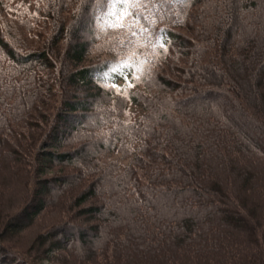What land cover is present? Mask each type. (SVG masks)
<instances>
[{"label": "trees", "instance_id": "trees-1", "mask_svg": "<svg viewBox=\"0 0 264 264\" xmlns=\"http://www.w3.org/2000/svg\"><path fill=\"white\" fill-rule=\"evenodd\" d=\"M97 15L0 0V264H264V0Z\"/></svg>", "mask_w": 264, "mask_h": 264}, {"label": "snow or ice", "instance_id": "snow-or-ice-1", "mask_svg": "<svg viewBox=\"0 0 264 264\" xmlns=\"http://www.w3.org/2000/svg\"><path fill=\"white\" fill-rule=\"evenodd\" d=\"M95 2L98 5V15L94 18V24L98 31L107 32L111 29L125 35L127 39L121 41L122 45L124 43L133 45L136 37L145 34H147L149 43H151L155 22L160 18L158 16L160 4L164 0H95ZM168 2H185V0H168ZM159 46L163 47L164 45ZM153 47H156V45H153ZM134 55L135 52L132 53V56ZM132 56H129L128 60L123 62L125 66H130L128 61L132 59ZM140 70L137 69V71ZM134 78L139 79L138 76ZM117 91L119 92L120 89L117 88Z\"/></svg>", "mask_w": 264, "mask_h": 264}, {"label": "rangeland", "instance_id": "rangeland-1", "mask_svg": "<svg viewBox=\"0 0 264 264\" xmlns=\"http://www.w3.org/2000/svg\"><path fill=\"white\" fill-rule=\"evenodd\" d=\"M42 263H43V264H52V262L49 261L47 258H46V259L44 258V259L42 260Z\"/></svg>", "mask_w": 264, "mask_h": 264}]
</instances>
